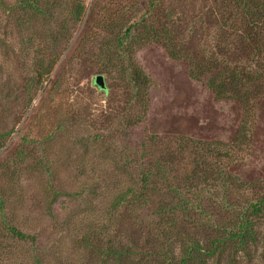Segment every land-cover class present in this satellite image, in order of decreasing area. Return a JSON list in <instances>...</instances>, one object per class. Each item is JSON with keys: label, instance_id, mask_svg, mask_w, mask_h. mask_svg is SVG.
I'll list each match as a JSON object with an SVG mask.
<instances>
[{"label": "rangeland", "instance_id": "rangeland-1", "mask_svg": "<svg viewBox=\"0 0 264 264\" xmlns=\"http://www.w3.org/2000/svg\"><path fill=\"white\" fill-rule=\"evenodd\" d=\"M78 4L83 12L75 19ZM244 20L241 9L217 0H0V193L12 174L23 202L11 223L29 236L13 239L1 224L0 264H119L106 255L112 244L129 251L123 264H169L188 246L205 249L217 232H236L255 196L264 195V97L248 114L246 140L235 144L247 112L217 100L204 79L188 76L185 60L171 58L140 27L167 29L193 49L217 37L233 54ZM133 65L149 80L143 111L130 86ZM44 69L52 72L40 89L36 74ZM97 75L105 90L94 85ZM181 136L216 148L200 161L220 171L221 182L196 191L172 172L164 180L176 192L158 185L144 204L112 211L128 173L141 177L136 160L144 143L156 146L150 162L167 149L175 154L172 142ZM115 163L131 166L124 173ZM252 221L246 249L229 243L207 264H264V213ZM94 230L92 247L84 246L81 237Z\"/></svg>", "mask_w": 264, "mask_h": 264}, {"label": "trees", "instance_id": "trees-1", "mask_svg": "<svg viewBox=\"0 0 264 264\" xmlns=\"http://www.w3.org/2000/svg\"><path fill=\"white\" fill-rule=\"evenodd\" d=\"M221 3H232L237 8L243 11L245 28L240 39V47L237 53L230 54L226 48L221 49L218 46V39L214 37V44L204 46V48L193 49L188 47L185 42L172 36L165 29L164 33L153 30L152 26L142 25L140 28L144 37L152 38L156 42H160L165 47L168 55L177 60H185L188 65V76L198 81L204 79L207 88L214 94L217 100H232L238 104L243 111L247 112V117L241 120L239 128L235 134L234 143H242L246 140L248 130L250 129V118L248 114H252L256 109V102L264 97V6L262 3H257L254 0H217ZM83 12V6L75 5L74 18L77 19ZM131 32L130 27L125 31V34ZM52 71L44 69L36 74L38 87L42 89V82L48 78ZM148 84L149 80L143 71L136 65L131 68L130 86L133 93L134 104L139 106L143 111L148 103ZM176 143L172 142L177 152L175 154L167 149L164 159L146 161L152 159L155 155V145H148L147 141L141 147L140 156L136 160V168L139 169L141 177L135 179L129 173L128 188H116V195L112 199L110 209L117 211L123 205H138L144 204L147 201L149 194L152 195L156 190V186H169L171 190L177 191L171 182L164 179L172 172H179L180 183H184L185 187L190 189L195 188L196 191L207 186H213L219 179V173L211 168L205 161L207 156L211 155L216 148H210L207 143H195V141L186 136H181L176 139ZM84 151L92 149L90 144H85ZM169 148V146H167ZM102 151V150H101ZM198 152H203L198 158L195 155ZM222 152V151H221ZM220 152V153H221ZM162 153V152H161ZM220 153H217L218 155ZM216 155L215 157H217ZM222 155H219L221 157ZM105 158V157H103ZM204 163V164H203ZM124 166L115 163V170L127 173L129 170ZM180 169L184 175H182ZM155 170V171H153ZM154 174V175H153ZM153 175V176H152ZM182 175V177H181ZM218 175V176H217ZM7 178V175H5ZM12 174L1 186L0 193V225H3L7 235L13 239L24 241L29 238L27 234L12 226L11 218L17 212L19 205L22 204L21 198H17L12 191L13 185L10 184ZM155 178L154 181H152ZM18 179V178H17ZM156 181V182H155ZM225 184V183H224ZM182 185V186H183ZM253 183V188L256 191L260 187ZM91 186L85 187L83 190H90ZM252 190L254 191V189ZM50 190V186L47 191ZM175 191V192H176ZM53 196V200L57 198L55 190L49 191ZM47 193V194H50ZM247 208V215L242 221L236 232L229 234L227 230L220 233L217 232L216 237L210 242L208 247L201 248L198 244L188 246L182 251V256L169 262V264H207L213 257H218L221 249L227 244L233 243L240 250L246 249L249 240L253 238V227L255 226L252 218H260L264 213V195L255 196V199ZM168 211L174 210V205L170 206ZM106 235V227L102 226ZM97 233L94 230L93 235ZM100 234V233H98ZM97 234V235H98ZM88 235L81 237V243L86 247H92L93 240L97 235ZM32 239L34 237L32 236ZM234 239V240H231ZM234 241V242H231ZM120 246V245H119ZM129 252V251H128ZM128 252L120 251L118 245L112 244L108 247L106 255L118 260L119 264H123L124 258L128 256ZM23 264V263H22Z\"/></svg>", "mask_w": 264, "mask_h": 264}, {"label": "water", "instance_id": "water-1", "mask_svg": "<svg viewBox=\"0 0 264 264\" xmlns=\"http://www.w3.org/2000/svg\"><path fill=\"white\" fill-rule=\"evenodd\" d=\"M94 85L101 90H105L106 86L104 84V80L103 77L101 75H97L96 77H94Z\"/></svg>", "mask_w": 264, "mask_h": 264}]
</instances>
